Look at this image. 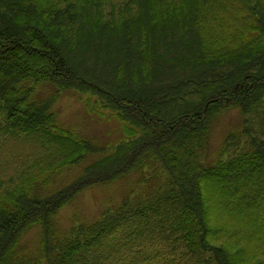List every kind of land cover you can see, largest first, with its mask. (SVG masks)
Here are the masks:
<instances>
[{
  "label": "trees",
  "instance_id": "1",
  "mask_svg": "<svg viewBox=\"0 0 264 264\" xmlns=\"http://www.w3.org/2000/svg\"><path fill=\"white\" fill-rule=\"evenodd\" d=\"M113 1L0 0V264H148V249L161 264H264V0ZM42 85L53 92L38 98ZM70 88L115 114L126 137L68 185L31 198L34 171L79 167L98 150L51 112ZM232 109L245 139L227 137L206 164L209 126ZM13 165L17 184L1 173ZM154 167L116 207L57 234V214L86 188ZM227 182L238 186L218 217L233 209L248 226L215 224L207 194ZM34 227L32 260L19 244Z\"/></svg>",
  "mask_w": 264,
  "mask_h": 264
},
{
  "label": "rangeland",
  "instance_id": "2",
  "mask_svg": "<svg viewBox=\"0 0 264 264\" xmlns=\"http://www.w3.org/2000/svg\"><path fill=\"white\" fill-rule=\"evenodd\" d=\"M113 2L119 3L120 0H114ZM38 90V98H44L53 92V88L48 85H42ZM93 98L89 97V95L80 94L79 91L74 88L62 90L60 94L55 95L54 100H52L51 112L56 116L59 124L72 131L76 137L88 140L98 150L91 152L86 163L79 167H68L53 175H41L38 171H34L32 175L35 177L36 181L32 187L30 186L28 188L30 190L28 194L31 198L45 197L68 185L81 174L82 169L88 163L95 161L103 155H109L114 151L115 147L125 139L126 136L123 131L124 125L115 114L109 112H95L89 107H86V102L88 100L93 102ZM242 123V116L239 114L238 110L235 109L223 111L217 115L212 121L211 126H209L207 133L206 145L203 152L206 164L213 163L217 160L223 150L227 137L234 135L239 138V142L245 139L241 134L243 129ZM13 150L22 157L23 151L21 147H16ZM22 163L24 164L25 161L23 160ZM15 164L19 163L15 162ZM156 168L157 167L146 168L135 171L129 176L123 177L117 181L86 188L57 214L54 223L57 234L63 235L67 233L68 230L77 223L86 225L94 222L104 211L116 207L121 203L124 197L128 196L130 193L136 192L139 186L142 185L141 180L145 177H152L153 170ZM157 169L160 171L159 168ZM21 172L22 170H19V172L17 171L15 165L1 171L6 181H11L14 184H17ZM157 182V180L152 181L148 184L149 186L145 188H155ZM237 186L238 184L234 185L228 183L227 186L219 184L216 186L217 189H215V191L207 194V199L209 198L215 202V211H213V214H217L215 221L217 227L230 225L233 221L248 226L252 221L251 218L244 220L237 219V217L233 215V209H230L231 213H225V216L220 215L221 220H219L220 216L218 217L219 213L217 207L220 204L223 207L226 206L223 201V203H221L222 197H225L226 193L231 192L234 188H237ZM236 203L237 202H230L228 206L233 208L235 207L233 205H236ZM40 230L39 227H34L24 233L19 244V254L21 256H25L32 260L40 257ZM144 253L149 259L148 264H161L155 249L145 250Z\"/></svg>",
  "mask_w": 264,
  "mask_h": 264
}]
</instances>
